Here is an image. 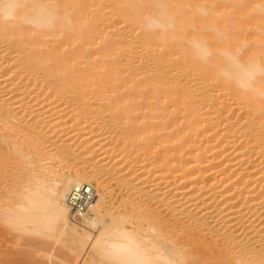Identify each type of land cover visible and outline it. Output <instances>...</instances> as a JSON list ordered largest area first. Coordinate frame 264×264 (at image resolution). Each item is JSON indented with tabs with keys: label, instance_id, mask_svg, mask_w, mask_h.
Returning a JSON list of instances; mask_svg holds the SVG:
<instances>
[{
	"label": "bare ground",
	"instance_id": "obj_1",
	"mask_svg": "<svg viewBox=\"0 0 264 264\" xmlns=\"http://www.w3.org/2000/svg\"><path fill=\"white\" fill-rule=\"evenodd\" d=\"M2 159L0 264H264V0H0Z\"/></svg>",
	"mask_w": 264,
	"mask_h": 264
},
{
	"label": "rangeland",
	"instance_id": "obj_2",
	"mask_svg": "<svg viewBox=\"0 0 264 264\" xmlns=\"http://www.w3.org/2000/svg\"><path fill=\"white\" fill-rule=\"evenodd\" d=\"M82 85L85 86V84H82ZM96 85H97V84H96ZM105 85H106V84H104L103 86H100V88H101V87H104L105 90H106V89H107V87H106L107 85H106V86H105ZM80 86H81V85H80ZM50 87H52V86H50ZM85 87L90 89L91 86L87 85V86H85ZM85 87H83V88H85ZM93 87H97V86H95V85L93 84V85H92V88H93ZM98 87H99V84H98ZM109 87H110V86H109ZM109 87H108V88H109ZM53 88H54V87H53ZM81 88H82V86H81ZM83 88H82V89H83ZM86 88H85V89H86ZM104 88H103V89H104ZM103 89H102V90H103ZM51 91H53V90H51V89L46 90V91L41 90L40 92H38V95H37V91H35V92H36V98H35V97H34V98L37 100V98H39V97H40V99H41V98L43 97L42 95H45V94H46V95H50V96H44V98H42V99L44 100V103H49V102H51L53 99H55V97L52 98V96H53V95H52L53 92H51ZM85 91H87L88 93H89V92H92V91H90V90H89V91H88V90H85ZM35 92H31V94H32V93L35 94ZM42 92H44V93H42ZM47 92H48V93H47ZM54 92H55V91H54ZM39 93H40V94L42 93V94L39 96ZM50 93H52V94H50ZM57 93H58V92H57ZM83 93H84V92H83ZM103 93H107V94L109 93L111 96H112V94H114V93H112V92L110 93V92H108V91H105V92L103 91ZM29 94H30V93H29ZM29 94H28V98H30V100H31L33 94H32V95L30 94V96H29ZM58 94H59V93H58ZM58 94L56 95V92H55L54 96H57V97H58ZM93 94H94V92H93ZM93 94L90 93L91 96H93ZM109 94H108V95L104 94V95L110 97ZM85 95H86V93H85ZM90 95L87 94V96H90ZM94 95H95V94H94ZM119 95H122V98L125 96L123 93L121 94V92H120ZM119 95H118V96H119ZM33 96H34V95H33ZM37 96H38V97H37ZM45 97H46V99H45ZM47 97H48V98H47ZM57 97H56V98H57ZM34 98L32 99L33 101H34ZM40 99H39V101H40ZM50 99H52V100L50 101ZM125 99H127V97H125L124 100H125ZM134 99H135V100H133V101H137V100H139V101H138V104L140 103V106H143V105H144V102L142 103V101H141L140 98H134ZM136 99H137V100H136ZM27 100H28V99H27ZM32 100H31V101H32ZM36 100H35V101H36ZM47 100H48V101H47ZM33 101H32V103H33ZM39 101H38V103H43V101H42V102H41V101L39 102ZM46 101H47V102H46ZM133 101H132V103H135V104L137 103V102H133ZM126 102H127V101H126ZM129 102H130V101H129ZM36 103H37V101H36ZM141 103H142V104H141ZM107 117H108V116H105V118H107ZM95 118H96V117H95ZM95 118H92V119L94 120ZM100 118H101V117H100ZM102 118L105 120L104 116H103ZM102 118H101V120H102ZM109 118H110V117H108V119H109ZM120 118H121V119H120V120H121L120 124H122V123L125 121V118H126L128 123H127V122H124L123 124L126 123V124H128L129 126L131 125L132 119H128L127 117H120ZM122 118H123L124 120H123ZM108 119H106L105 121H107ZM95 120H96V121H97V120L99 121V119H95ZM95 120H94V121H95ZM94 121H93V122H94ZM96 121H95V122H96ZM98 121H97V122H98ZM117 121H119V119H118ZM129 122H130V123H129ZM93 124H94V123H93ZM126 124H125V126L123 125V126H124L123 128L120 127V128L122 129V130H120V131H122V132L120 133V138H123V135L125 136V134H123V133H129L130 136L126 134L128 137H125L124 141H125V142H126V141H127V142L129 141L128 143H130V148H131V147H132L131 144H132V142H133V141H132L133 139L131 140V138H133V137H132V135H131L132 133H130V132H131L130 127H128ZM120 126H121V125H120ZM125 127H126V128H125ZM127 127H128V128H127ZM123 129H124V130H125V129H129V130H127V131L125 130L126 132H123ZM122 134H123V135H122ZM121 135H122V137H121ZM128 139H129V140H128ZM35 141H36V140H35ZM41 142H42V140H41ZM153 142L155 143V141H153ZM48 143H49V142H48ZM45 144H46V143H45ZM45 144L43 143L42 145H45ZM125 144H126V143H125ZM156 144H157V143H156ZM156 144L153 145V149L155 148L156 151L159 150V151L161 152L162 148L160 147V148L157 149V146H159V145H156ZM37 145L40 146L39 144H37ZM37 145H36L35 147H37ZM128 145H129V144H128ZM128 145H127V146H128ZM154 146H156V147H154ZM42 147H43V146H42ZM49 147H50V146H49ZM51 148H52V147L48 148V146H47L46 149L44 148V152H45L44 154H45V155L47 154L46 157H49L48 154H50V152H52V150L50 151ZM47 149H49L50 152H49ZM153 149H152V150H153ZM42 150H43V149H42ZM46 150H47V151H46ZM153 151H154V150H153ZM156 151H154V152H156ZM159 151L157 152V155H158ZM47 152H48V153H47ZM155 154H156V153H154V155H155ZM10 155H11V156H10ZM159 155H161V153H159ZM8 156H9V158H10L9 162L14 161V159H16V158L12 159V157H13L12 154H8ZM5 157H6V156H5ZM5 157H4V158H5ZM157 157H158V156L155 155V158H157ZM7 159H8V157H7ZM53 160H54V162H50L49 164H48V163H47V164H48V165H51V166L53 165V167H55V164H56V166H60V167H61L60 169H62V170L64 169L63 166L65 167V169L69 167V169L72 170V169L75 168V166H76V168H79V166L81 165V163H80L79 161H77V163L75 162V163H76V164H75V163L72 162V161H67V162H66V161H63V162L60 161V162H59V161H56V160H58V159H53ZM3 161L7 162V164H8V160L6 161V159H5V160L2 159V160L0 161V172H2V171H1V168H3V167H1V166H2L1 163H3ZM5 162H4V165L6 166ZM69 162H71V164H70ZM16 163L20 164L21 162L17 159V160H16ZM16 163H14V164H13V163H10V164H12V165H14V166L16 165L14 168H12V165H11V167L9 166V169H10V170H9V169H8V170L6 169L7 171L4 170V169H3V170H4L5 172L10 171V173H11V171H15V173H18V174H19V171H21L22 169H25V167H27V166H25V165L22 166V163H21V165H18V164H16ZM58 163H59V165H57ZM79 163H80V164H79ZM10 164H8V165H10ZM47 164H46V165H47ZM66 164H67V165H66ZM74 164H75V165H74ZM61 165H62V166H61ZM81 166H82V165H81ZM47 167H48V166H47ZM28 168H29V167H27L25 170H29V169H30V168H29V169H28ZM58 168H59V167H58ZM80 168H81V167H80ZM65 169H64L63 171H64V172H67V170H65ZM69 169H68V170H69ZM25 170H24V171H25ZM4 171H3V172H4ZM16 171H17V172H16ZM22 171H23V170H22ZM24 171H23V173H24ZM10 173H9V174L3 173V174L6 175V177L8 176L7 178L4 177L2 174H0V175H2V176H0V185H1V188H4V189H3L4 191L6 190V188L9 187L8 185H11L12 182H13V181L11 182V179H10V181L8 182L9 178H12V176L14 177V172H12L11 175H10ZM20 173H22V172H20ZM9 176H10V177H9ZM3 179H6V180L8 179V180H7V183H5L6 181H5V180L3 181ZM12 180H13V178H12ZM3 182H4V183H3ZM2 183H3V184H2ZM8 183H9V184H8ZM109 183H110V184H109ZM109 183H108V186H109L110 188H112V189L110 190V188L107 187V189L110 190V191L107 190L106 193H107V194H110V197H109V195H107V197H108L107 199H108V203L111 204V205H110L111 209H113V211H117V210L119 211L120 209H121L122 211H123V210H124V211H127V210H129V209H132V208H130V206L132 205V204H130L131 201H129L130 198L127 196L126 192H125L123 189H121V187L116 186V185H115L116 182L114 183V180L109 181ZM5 184H6V185L8 184V185H7L8 187H6ZM2 185H4L5 187H2ZM94 185H95V184H94ZM117 187H118V190L120 189L121 192H120V191H117ZM3 190H2V191H3ZM122 190H123V191H122ZM115 192H116V193H115ZM3 193H4V192H3ZM124 193H125V194H124ZM115 194H116V195H115ZM4 195H5V194H4ZM4 195H3V196H4ZM125 196H126L128 199H127ZM113 197H114V198H113ZM122 197H123V198H122ZM112 198H113V200H111ZM125 198H126V199H125ZM122 199H123V200H122ZM128 201H129L130 203H129ZM123 204H124V205H123ZM129 204H130V206H129ZM132 206H133V205H132ZM116 207H117V208H116ZM61 249H62V250H61ZM63 253H64V255H63ZM59 255H60L62 258H64L66 255L69 256V255H70V252H68V250H67L66 248L64 249V247H63V248L60 247V248H59ZM65 259H66V257H65Z\"/></svg>",
	"mask_w": 264,
	"mask_h": 264
},
{
	"label": "built area",
	"instance_id": "obj_3",
	"mask_svg": "<svg viewBox=\"0 0 264 264\" xmlns=\"http://www.w3.org/2000/svg\"><path fill=\"white\" fill-rule=\"evenodd\" d=\"M94 199L91 185L80 184L71 188L66 196V204L75 217L88 213Z\"/></svg>",
	"mask_w": 264,
	"mask_h": 264
}]
</instances>
